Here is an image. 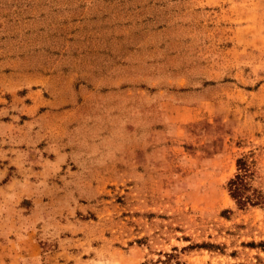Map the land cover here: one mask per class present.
Here are the masks:
<instances>
[{
  "label": "rangeland",
  "instance_id": "rangeland-1",
  "mask_svg": "<svg viewBox=\"0 0 264 264\" xmlns=\"http://www.w3.org/2000/svg\"><path fill=\"white\" fill-rule=\"evenodd\" d=\"M3 107L0 264H264V0H0Z\"/></svg>",
  "mask_w": 264,
  "mask_h": 264
},
{
  "label": "trees",
  "instance_id": "trees-1",
  "mask_svg": "<svg viewBox=\"0 0 264 264\" xmlns=\"http://www.w3.org/2000/svg\"><path fill=\"white\" fill-rule=\"evenodd\" d=\"M247 155L237 161V173L227 184L231 198L241 209L264 205V193L254 185L255 161Z\"/></svg>",
  "mask_w": 264,
  "mask_h": 264
},
{
  "label": "crops",
  "instance_id": "crops-1",
  "mask_svg": "<svg viewBox=\"0 0 264 264\" xmlns=\"http://www.w3.org/2000/svg\"><path fill=\"white\" fill-rule=\"evenodd\" d=\"M6 107L0 108V159H6V156H8V153L11 152V150L6 149L5 144H6V138L5 137H11L10 131L13 130V126L12 123L13 121H11L7 116L10 115L9 113H6ZM6 114V115H5ZM42 118V117H41ZM40 122V117L38 116L36 119V124L41 126ZM19 129V128H18ZM43 127L41 126L39 133L42 134L43 133ZM38 133V130H37ZM6 167L3 168L0 165V171H2L4 173ZM5 189V185L4 186H0V191ZM5 231L1 233V235H4ZM5 236V235H4ZM2 236V238L4 237Z\"/></svg>",
  "mask_w": 264,
  "mask_h": 264
}]
</instances>
